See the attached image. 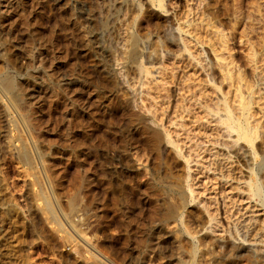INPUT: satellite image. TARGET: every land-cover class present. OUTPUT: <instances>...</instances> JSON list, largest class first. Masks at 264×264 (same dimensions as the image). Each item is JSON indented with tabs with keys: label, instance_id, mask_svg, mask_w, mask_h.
Segmentation results:
<instances>
[{
	"label": "rangeland",
	"instance_id": "374dc122",
	"mask_svg": "<svg viewBox=\"0 0 264 264\" xmlns=\"http://www.w3.org/2000/svg\"><path fill=\"white\" fill-rule=\"evenodd\" d=\"M121 1L0 0V264H179V226L161 216L198 146L186 166L195 196L187 209L201 217L205 205L217 222L184 237L230 239L234 224L250 221L253 242L244 245L264 258V210L244 190L248 146L206 110L223 94L237 105L239 93L207 81L203 60L218 75L220 66L245 73L257 100L252 123L264 130V0L152 7V20L188 29L181 42L191 52L147 65L134 87L108 36ZM217 8L215 29L208 18ZM220 153L231 157L230 177L214 164Z\"/></svg>",
	"mask_w": 264,
	"mask_h": 264
},
{
	"label": "bare ground",
	"instance_id": "6f19581e",
	"mask_svg": "<svg viewBox=\"0 0 264 264\" xmlns=\"http://www.w3.org/2000/svg\"><path fill=\"white\" fill-rule=\"evenodd\" d=\"M112 1L114 2L117 0ZM193 1L195 4H197L196 0ZM167 5V0H122L119 5H117L118 12H115V23H112L115 26H112V28L108 30V36L110 39L113 37L114 41H112L113 43L115 42V47L112 49H114V53L118 54V59L122 61V67L124 68V78L126 79V82L133 87L135 83L141 82L139 80H141L142 75L145 77L148 74L149 68L146 67L147 65L153 66L157 63L162 64L166 58L170 59L176 57L178 53L187 51L191 52L188 48V50L186 49L187 46H184L185 43L183 45L181 42L183 39L182 37H184L183 34L189 33L188 29L185 30V28H183L180 23L176 28H174L176 25H164L160 21L152 20L154 16H156L154 11L152 12V7H157L162 11H168ZM196 8L198 9L199 7ZM221 11L220 9L218 10V8L215 9V11L213 10L212 18H208V24L210 23V25L215 29L216 25L219 24V21H221L216 19V16H219ZM223 15H225V13ZM238 20L239 19H237L236 16V22L234 23V26L238 23ZM144 23L147 25V27H149V29L146 31L143 30ZM184 24L186 25V22H184ZM221 24L222 22H220V25ZM234 26H232V28ZM175 30L178 31V33H176ZM215 32H218V30ZM221 35L223 37L224 34ZM219 39H221L222 42L219 41ZM219 39L216 40H218L219 43L221 42V45H223L222 47L225 45L227 46L228 41L225 40V37ZM216 40L214 43H210L212 47H214ZM182 41L184 42V40ZM195 42L198 44V39H195ZM190 55L192 57V54L189 53V58ZM198 56L200 59H202L203 54L200 53ZM207 57L210 60L208 62L206 57L203 56V60H205V70L208 72L207 77L209 80L207 81H214L217 83L219 85L217 87L218 90L224 86V82L228 81L230 87L236 86L234 91L239 93L237 105H234L237 95H235L232 102H228L226 97L227 94H223L222 98L217 99L214 103V109L216 111L205 105V107H207V113H214V115H218L217 122L222 128L226 137L233 136L235 137V142H243L248 146L247 153L249 154L252 167L249 168V172L245 176L247 181H245L244 190L246 191L248 198L250 200L257 201L259 207L264 210V130L259 127V124L252 123V109L254 104L257 103L255 93L253 92V87L249 83L247 84L245 73L244 75L241 73L233 74V71L231 72L228 70V66H220L221 71L218 75L213 69L212 60L208 54ZM199 62L200 61L197 63ZM231 63L233 62L231 61ZM150 69L152 68L150 67ZM134 73L136 77H133ZM243 81H246L245 83L247 84V95H243L241 93V83ZM157 135L155 136L157 137ZM167 135L169 138L166 139H168V142L171 143L176 150L175 153L178 152L180 157H182V152L180 149H178V145L171 141L169 134ZM259 138L261 139V142L256 143L257 139ZM199 147L200 146H198L197 149ZM197 149L195 148L187 152V168L190 160L192 159L191 154L194 155ZM234 154V157L237 159L239 158L238 160L241 162L238 151H234ZM257 154H260L261 162L255 165L254 162L258 159ZM219 155H221L223 158L221 161H219L220 159L217 158L218 161H214V164H216V168L220 170L221 177H230L232 175V170L228 161V157L230 156L227 157L223 153H220ZM196 156L197 158H200V155ZM186 166L183 167L181 173L179 174L178 182L180 185L170 193V198L168 200L169 203L166 208L164 207L165 212H162L163 214L161 216V220L163 221L164 225L176 223L179 226L177 232L178 235H180V238L178 239L177 246L175 247L177 252L180 254L179 264H239L240 260L243 259L242 255L239 254L241 251L246 252L244 261H248L250 264L264 263V258H258L259 254L257 248L253 246L246 247L244 245V242H253V240H249V228L251 227L250 225H252V222L250 223V221L249 223L245 222L243 225L239 224L238 226L237 224H234V231H232L233 236L230 239H226L222 236L215 238L210 236L208 233L198 237L197 242L194 240L191 241L190 239H186L184 237L186 234L192 239H195V236L200 231L207 229V225H213L217 222V212H210L209 209L205 207V205L203 206L204 210L201 213L202 216H196L199 218H196L194 215H192L191 211L188 212L187 207L190 202L195 201V196L193 190H191V184L188 182L189 173L186 170ZM202 166L204 167V164H202ZM246 166L248 167V165ZM259 225L260 230L262 231L264 229V223ZM216 228L217 226L214 229H211V231H215ZM255 241L257 242V240ZM147 251L148 250H146V252ZM209 253L212 255L209 260L201 258L202 255H205V257L206 255H210ZM99 260L101 261V259ZM259 260H261V263H259Z\"/></svg>",
	"mask_w": 264,
	"mask_h": 264
}]
</instances>
